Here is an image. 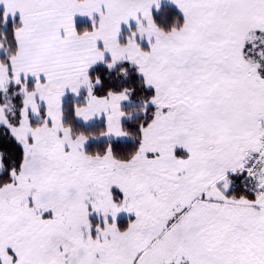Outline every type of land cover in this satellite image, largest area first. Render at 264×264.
I'll list each match as a JSON object with an SVG mask.
<instances>
[{"label": "snow or ice", "instance_id": "snow-or-ice-1", "mask_svg": "<svg viewBox=\"0 0 264 264\" xmlns=\"http://www.w3.org/2000/svg\"><path fill=\"white\" fill-rule=\"evenodd\" d=\"M0 264H264V0H0Z\"/></svg>", "mask_w": 264, "mask_h": 264}]
</instances>
